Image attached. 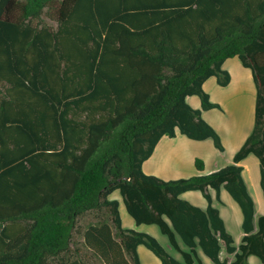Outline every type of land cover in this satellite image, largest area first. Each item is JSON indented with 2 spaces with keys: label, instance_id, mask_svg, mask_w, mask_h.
Masks as SVG:
<instances>
[{
  "label": "trees",
  "instance_id": "trees-1",
  "mask_svg": "<svg viewBox=\"0 0 264 264\" xmlns=\"http://www.w3.org/2000/svg\"><path fill=\"white\" fill-rule=\"evenodd\" d=\"M44 13L54 29L41 25ZM232 58L256 90L252 131L233 164L171 181L144 174L162 137L211 139L223 151L202 118L220 106L202 86L212 77L227 86L222 66ZM250 154L264 199V0H0V264H141L140 246L160 264H202L198 249L212 264H264V214L255 227L239 166ZM210 189L218 202L224 189L242 213L238 246ZM115 192L179 260L123 228ZM187 192L206 209L182 199ZM90 213L102 218L81 230Z\"/></svg>",
  "mask_w": 264,
  "mask_h": 264
},
{
  "label": "rangeland",
  "instance_id": "rangeland-1",
  "mask_svg": "<svg viewBox=\"0 0 264 264\" xmlns=\"http://www.w3.org/2000/svg\"><path fill=\"white\" fill-rule=\"evenodd\" d=\"M40 23L42 26H46L53 29L56 26L55 22L50 19V15L48 13H44L42 15ZM225 69L230 75L229 84L225 87H221L216 83L214 85V89L208 88L209 92L205 91L210 97V102L218 104L220 106L219 109L208 110L207 112H209V114L205 116V121L217 132L223 147V151L220 152L213 146L214 144L211 139L204 140L206 142L203 143H209L207 145H210V148L208 150L206 145L203 147L205 155L204 158H201L199 160H201L202 162L206 161L208 165L218 162H221L219 165L226 164L228 160H230V154L235 142L243 140L245 136L248 137L253 127L256 90L251 73L249 72V70L243 68L239 63L236 65L232 62H229L226 64ZM188 105L190 106L189 103ZM211 151H213V153ZM249 167L252 171V177L254 179L258 174V170L252 168L251 165H249ZM194 170L196 172H194L196 175H198V173L202 174L204 172V170L202 172H198L195 168V165ZM195 174L186 175L185 173L184 176H188L187 178H189L191 176H196ZM251 188V193L255 196V191H253V188ZM112 199L117 200L120 204V215L122 219L123 228L147 233L150 236L154 237L165 250L168 249L170 254L175 253L169 245L167 238L160 233L157 226H137L134 223V221L126 213L118 192H115L112 195ZM184 199L195 203V200H193V196H185ZM219 209L222 213L221 216L223 218V221L225 222L227 231L234 238L237 237V233L240 230L239 224L241 217L238 207L233 204L231 199L228 197V201L225 202V206L219 207ZM101 218V215H96L92 213L87 214L80 220L79 227L81 230H83L88 225L93 223L95 224L96 221ZM80 241L81 240L79 236H75L73 238V242L78 245L79 243H81ZM138 254L140 257L141 264H160L159 260L156 259L144 247H140V251ZM209 263L212 264L211 262Z\"/></svg>",
  "mask_w": 264,
  "mask_h": 264
},
{
  "label": "crops",
  "instance_id": "crops-1",
  "mask_svg": "<svg viewBox=\"0 0 264 264\" xmlns=\"http://www.w3.org/2000/svg\"><path fill=\"white\" fill-rule=\"evenodd\" d=\"M229 62H232L236 65L238 63L241 64L240 61L238 60V58H232V59L227 60L223 64V66H222L223 70L226 71V69H225L226 64ZM249 72H250V70H249ZM216 83H217L216 79L212 77V78H209L203 84L202 87H203L204 91L209 92L208 88L214 89V85ZM186 101L190 104V106L193 109H195V110L201 109V103H200V100L198 97L191 96V97H188L186 99ZM202 112H203L202 117L204 120H206L205 116L207 114H209V112H207V111H202ZM246 139H247V136H245L243 138V140L235 142L234 146L232 147L231 154H230V160H228V162L226 164L219 165L221 162H218V163H212L211 165H208V163H206V161H203L205 165H204V172L202 173V175L211 174V173L216 172V171H218V170H220V169H222L228 165L233 164L234 155L239 151V149L242 147V145L244 144ZM207 140H209V139H207ZM203 142H206V141L195 142V141H192V140L186 138L185 136H182L179 133H177L174 138L162 137L160 139V141L157 143L151 157L143 163L142 170H143L144 174L155 176V177L162 179L164 181L185 179L188 177V176H184L185 173H186V175H194L196 173L194 170L195 160L204 158L205 151H204L203 147L205 145H206L208 150L210 148V145H207L209 143L206 144ZM211 152L213 153V151H211ZM249 165H251L252 168H254L255 170H258V174L256 175V177L254 179L252 177L253 175H252V171L250 170ZM239 166H241L243 168L242 178L246 184L248 193L250 194V196L254 202V209H255L254 226L256 227L257 219L264 214V199H263L262 192L260 189L259 162L255 156L250 154L244 160H242L239 163ZM198 175H200V174L198 173ZM251 187L253 188V191H255V196L251 193V190H250ZM190 194H192V195H190ZM209 194L212 198L213 207H215L219 211L220 216H221L222 213L220 212L219 207L225 206V202L228 201V197L230 199H231V197L228 195V193L224 189H221L220 194H219L221 202L217 201L216 194H215L214 190L210 189ZM112 195L110 196L111 200H113ZM185 196H193V200H195V203H197V204L190 202L189 200L184 199ZM181 198L190 202L192 205L197 206L203 210L206 209V207H207L206 200L202 197V195L199 192H187V193L182 194ZM231 201L233 202V204H235L238 207V205L232 199H231ZM238 209H239V207H238ZM239 211H240V209H239ZM119 213L121 214L120 204H119ZM240 215H241L240 224H239L240 230L237 233V237L234 238L231 235L233 240H234L235 246H238L240 244L241 239L243 237V232H242L243 216H242L241 211H240ZM120 217H121V215H120ZM221 218H222V216H221ZM224 224H225V222H224ZM122 226H123V224H122ZM225 227H226V225H225ZM226 230H227V228H226ZM179 244L183 250H186V248L180 242H179ZM140 247H143V246H140ZM140 247H138V253L140 251ZM166 251H168V253L170 254L168 249H166ZM197 253H198V257L201 260L202 264H208L210 262L202 254V252L199 249L197 250ZM171 255L178 260L180 259L179 255L176 253H172ZM220 259L221 260L228 259L229 262H232L233 256L227 255L224 248H222V250L220 251ZM258 260L259 259L255 256H250L248 258L249 264H263L260 260L259 261Z\"/></svg>",
  "mask_w": 264,
  "mask_h": 264
}]
</instances>
